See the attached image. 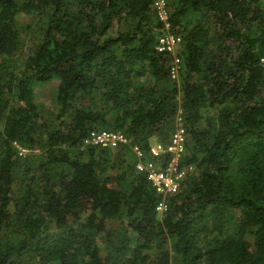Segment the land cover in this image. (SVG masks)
I'll list each match as a JSON object with an SVG mask.
<instances>
[{
  "label": "trees",
  "instance_id": "trees-1",
  "mask_svg": "<svg viewBox=\"0 0 264 264\" xmlns=\"http://www.w3.org/2000/svg\"><path fill=\"white\" fill-rule=\"evenodd\" d=\"M154 1L0 0V264H264V0H166L172 53ZM178 116L193 169L163 197L131 147Z\"/></svg>",
  "mask_w": 264,
  "mask_h": 264
},
{
  "label": "built area",
  "instance_id": "built-area-1",
  "mask_svg": "<svg viewBox=\"0 0 264 264\" xmlns=\"http://www.w3.org/2000/svg\"><path fill=\"white\" fill-rule=\"evenodd\" d=\"M153 8L156 12L158 21L163 25L161 35L157 40L156 50L159 53H172L182 43L180 36L171 32L170 14L167 9L166 0H155ZM178 60H175V66L170 70L171 79L178 77ZM264 64V59L261 60ZM186 126L183 118L178 116L175 121V131L171 134L167 143H154L149 150L151 160H146L145 152L138 146H133L132 153L137 159L135 169L139 173L146 175L151 187L156 194L174 195L179 190V181L186 172L192 171V167H181L182 158L186 154ZM129 144L127 137L115 131L101 130L92 131L84 140L82 147L92 146L101 149L116 150ZM20 155L29 153L27 149L18 147ZM164 155L170 157L166 168L160 167L158 159ZM167 209L164 203L156 207L158 213H163Z\"/></svg>",
  "mask_w": 264,
  "mask_h": 264
},
{
  "label": "rangeland",
  "instance_id": "rangeland-1",
  "mask_svg": "<svg viewBox=\"0 0 264 264\" xmlns=\"http://www.w3.org/2000/svg\"><path fill=\"white\" fill-rule=\"evenodd\" d=\"M21 21H22V23L24 25L29 23V20L27 18H25V17H22ZM36 99H37L38 102H42V103H45V104L49 103V101L47 99V94H42L40 97H37Z\"/></svg>",
  "mask_w": 264,
  "mask_h": 264
},
{
  "label": "clouds",
  "instance_id": "clouds-1",
  "mask_svg": "<svg viewBox=\"0 0 264 264\" xmlns=\"http://www.w3.org/2000/svg\"><path fill=\"white\" fill-rule=\"evenodd\" d=\"M262 59H264V58H262ZM261 59V60H262ZM261 60H260V62H261ZM262 63V62H261ZM263 64V63H262ZM264 65V64H263ZM178 78V77H177ZM97 131V130H96ZM109 131V130H108ZM121 133V132H120ZM123 134V133H122ZM126 136V135H125ZM127 137V136H126ZM127 139H128V137H127ZM129 140V139H128ZM129 145V144H128ZM128 145H126V146H128ZM22 148V147H21ZM132 148V147H131ZM16 149L18 150V148L16 147ZM28 150V149H27ZM29 151V153L30 154H36V152H38L37 150H28ZM131 152H132V149H131ZM18 153H19V150H18ZM27 155V154H26ZM25 155V156H26ZM134 155V154H133ZM135 156V155H134ZM136 161H137V159H136ZM136 164V163H135ZM193 169V168H192Z\"/></svg>",
  "mask_w": 264,
  "mask_h": 264
}]
</instances>
